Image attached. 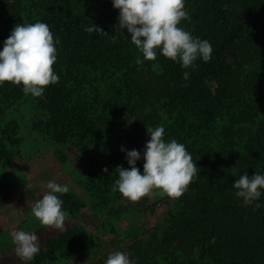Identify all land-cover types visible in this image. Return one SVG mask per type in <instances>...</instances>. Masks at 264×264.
<instances>
[{
  "label": "trees",
  "instance_id": "trees-1",
  "mask_svg": "<svg viewBox=\"0 0 264 264\" xmlns=\"http://www.w3.org/2000/svg\"><path fill=\"white\" fill-rule=\"evenodd\" d=\"M19 109L41 144L26 159L52 149L88 197L45 194L35 230L85 209L95 224L33 244L25 264H264V0H0L7 172L24 157ZM148 181L153 201L131 209ZM15 191L0 180V213Z\"/></svg>",
  "mask_w": 264,
  "mask_h": 264
},
{
  "label": "rangeland",
  "instance_id": "rangeland-1",
  "mask_svg": "<svg viewBox=\"0 0 264 264\" xmlns=\"http://www.w3.org/2000/svg\"><path fill=\"white\" fill-rule=\"evenodd\" d=\"M11 35L15 37L13 32ZM8 118L20 122L21 136L25 140L22 146L24 157L14 162L8 172L19 169L12 173L0 169V180L7 178L16 185V191L5 199L0 213V246L10 243L12 238L15 241L0 252V264H25L26 255L33 244L43 245L47 238L54 237L69 229L73 223L85 225L95 233V224L89 211L85 209L82 211L81 217L74 221L57 219L48 227L44 226L35 230L40 223H44L43 218L47 216L35 210V205L42 201L45 194H49L57 188L68 186L83 199L88 200V197L84 190L72 180L68 171L59 164L52 149L45 150L31 160L26 159L35 156L36 151L41 150L38 139L34 134L31 135L30 121L32 115L27 109L14 111L9 114ZM69 153L72 164L78 166L76 151L72 149ZM136 196L135 201L129 202L131 209H134L141 198L148 197L149 202H152L154 190L151 181L146 182ZM167 207V205L158 206L154 213L144 212L138 217L141 222L154 225L155 221L163 216ZM121 226L127 228V222L123 220ZM104 242L109 247L107 248L109 252L118 255L119 247L114 245L113 235L104 239ZM91 259L92 256L89 253H84L77 258V263L92 264Z\"/></svg>",
  "mask_w": 264,
  "mask_h": 264
}]
</instances>
